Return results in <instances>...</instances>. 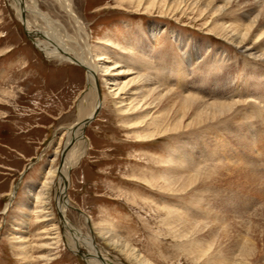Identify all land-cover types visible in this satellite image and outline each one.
I'll use <instances>...</instances> for the list:
<instances>
[{
	"label": "rangeland",
	"instance_id": "rangeland-1",
	"mask_svg": "<svg viewBox=\"0 0 264 264\" xmlns=\"http://www.w3.org/2000/svg\"><path fill=\"white\" fill-rule=\"evenodd\" d=\"M61 1L25 3L59 25V36L76 50L85 42L103 46L112 61L118 55L122 66L150 73L157 84L176 94L186 89L208 103L242 101L234 113L215 124L161 137L157 123L129 129L102 83L98 95L103 106L85 125V153L69 173L70 222L84 235H93L96 227L110 230L151 264H208L211 256L240 255L243 248L239 246L249 245L255 248L249 262L264 264V62L246 56L220 27L247 26L259 9L243 0L230 1L228 6L229 0H143L141 5L140 0H70L78 24ZM147 2L155 3L154 8ZM14 5L12 0H0V264H88L82 257L88 254L85 245L77 254L66 247L55 202L54 220L43 224L27 191L31 185H40L45 167H60L67 129L90 114L98 96L89 94L84 69L73 62L48 59L41 50L38 44L46 46L45 21L28 13L34 33L30 36ZM258 30L259 36L263 34L260 49L264 20ZM241 79L249 83L239 87ZM152 134L138 141V135ZM174 161L184 171L195 167L211 176L186 192H166L160 185L169 177ZM171 212L199 225L203 229L199 237L212 229L220 231L208 255L200 258L192 251L198 236H184L170 226ZM52 224L58 227V242L47 247L46 238L52 235L45 232ZM24 227L27 246L14 243L12 237ZM97 243L111 264H133Z\"/></svg>",
	"mask_w": 264,
	"mask_h": 264
},
{
	"label": "bare ground",
	"instance_id": "bare-ground-1",
	"mask_svg": "<svg viewBox=\"0 0 264 264\" xmlns=\"http://www.w3.org/2000/svg\"><path fill=\"white\" fill-rule=\"evenodd\" d=\"M12 1L15 4L14 8L17 11V16L27 28V31L30 36H32L33 31H30V24L27 20V14L30 13L34 17H40L45 21L47 28H46V32H43V33H46V46H42V44L41 45L38 44V45L41 47V50L45 52L46 57L48 59H54V60H58L61 62H73L74 64L79 65L87 73L88 85H89V90H90L89 94L94 95L95 97L97 96L99 97V99L97 97V100L95 98V104L93 105V109L91 110L90 114L67 129L68 137L64 145V148L62 150L63 153L61 155L60 167L54 168L51 165L48 167V169H46L45 167L43 171H41L43 174V177L40 180V185L38 186L31 185L27 191L28 201H30L31 203L35 201L36 214L38 215L41 223L43 224L50 223L54 220V214H53L54 208L52 206H53V201L55 202V209L57 210L58 214L62 218L60 225L63 226L64 233L66 236V247L69 248L70 251H73L77 254L79 252L82 253L81 244L85 245L88 251V254H83L82 257L84 258L85 262H87L88 264H111V262L108 261V259H106L100 253L97 241L101 242L104 246L114 251L115 253L123 255L127 261L133 264H151L148 260L142 257L141 254L137 252L135 248H133L130 244L122 242L120 241V239L117 238L118 236L116 237L112 235V232L110 230L108 229L104 230V229H100L96 227L95 233L93 235H84L80 230H78L70 222V220L67 217L66 206L68 205V201H69V198L67 196V191L71 183L70 182L71 176H69V173L77 165L78 160H79L78 158H80L85 153L84 148H85V145L87 144V140L84 135L85 125L88 123V121L91 122L93 121L94 118L98 116L99 110L101 106H103V101L100 95H98V89L101 88L102 83L105 87L109 89L111 93L110 97L114 104V107L117 110L118 115L124 118V123L126 124V126L128 125L129 129L149 128L151 125L157 123L160 128L159 133L161 137L166 136V135H175V134L188 132V131H192L196 129L198 130V129L205 128L211 124H215L219 122L222 118H225V116L230 115V113L233 112L234 109H236L235 107L238 104H240L242 101L238 100V102H234V103H230V102L221 103L219 101L217 103L216 102L208 103L210 100L206 102L202 100L200 97H197V95L195 96L193 94H187V93H192V92L191 91L189 92V90H186V89H184V91L181 90L182 92H179V93L180 94L182 93V94L180 95V94H176L177 91L175 92V90L173 89L169 88L170 90H168L166 88H162L161 85L157 84V82L152 78L153 76H151L150 73L148 74L146 71H143V72L138 71V70L135 71L137 68L136 67L133 68L132 65L131 67H129L130 65L128 66L126 64H125L126 66H122L124 62L121 61L120 59L118 60L119 58L118 55H115V57L112 58L113 59L112 61L110 55L103 52V48H102L103 46H91L87 42H85L86 44L83 46V48L82 46H79L80 50L78 48H77L78 50H76L75 47H74L75 49L72 48L73 46L72 47L69 46L64 40V37L61 38L59 36L60 33H59L58 28H60V26L56 25L53 21H51L50 17L48 18L47 15L40 12V10L29 9L25 3V0H12ZM58 1L60 2V0ZM163 1L165 2L167 0H163ZM210 1L213 2L215 0H210ZM230 1L234 2L235 0H229L227 2V6L228 4H230ZM245 1L246 0H243V3L248 4L251 7H254V6L257 7L259 9L258 14L253 19L250 20V23L247 26H243V25L241 26V25H236V24L235 26H231V27L220 26L221 32L223 35L226 36L227 39L235 43L234 45L236 46V48L242 49L246 53V56L250 58L255 56L254 59L256 61L264 62V45H262V47L260 46L261 48L258 49L259 37H261L263 34L259 36L257 33V31H259L258 26H261V21L264 20V0H247V2ZM62 3H63L62 6L65 7L69 15L72 16L75 22L79 24L78 19L72 12L70 0H64ZM142 3H143V0H140V5ZM148 4H149L148 5L149 8H152V9L154 8L155 3L152 4L149 2ZM155 6H158V5H155ZM166 6H167V3L164 5V7ZM155 31H159V30H157L156 28L152 32L154 33ZM155 34L156 33H154V36ZM254 37L256 38L255 42L252 43L251 45H248L247 44L248 40ZM106 42L110 43V41H105L104 44H106ZM148 52L149 50L147 51V53ZM110 61H112L111 64H110ZM147 62L148 61H146V63ZM143 69L145 70V68ZM181 69L183 70V68ZM167 75H169V73L165 74L164 77H166ZM183 75L185 74L183 73ZM239 82H238L239 87H240V84L243 85V83L244 84L249 83L248 80H244V79H241ZM254 83H258V82H254ZM185 86L186 85H184L183 88H185ZM178 87L180 88L181 85L178 84ZM233 119L235 123V118ZM225 128H227V126ZM222 130L223 129H221V131ZM212 133H215V132H212ZM151 137H154V135L152 134V135L145 136V137H143L142 135L137 136L138 141L143 140L144 138L146 139V138H151ZM217 150H216V153H217ZM181 160L182 159H180V161ZM195 161L196 160H194L193 162ZM54 162H55V159L51 160V164ZM169 162L171 163V161ZM177 165H176V162L173 163L169 177L167 178V180L165 181L163 185H160V188L162 190H165L166 192L167 191L181 192V193L186 192L190 187H193L194 185H197L209 179V177L211 176V174L209 173L207 174L206 171H203L204 173H200L197 171V169L193 170V168L195 167L189 166L190 168L184 171L182 169V166H179V165L177 166ZM184 167H187V166L184 165ZM211 169L218 171V169H214V168H211ZM187 172L188 173L195 172L196 174L191 177L184 176L183 173H187ZM254 174H256V172ZM261 193H264V192H261ZM12 196H14V193ZM7 207H9V205ZM201 208H203L202 205H201ZM207 215H209V213H207ZM168 216H169L168 223L170 224V226L174 225L175 227L174 229H177L181 231L182 233H184L185 234L184 236L189 235V237L191 238L195 236L199 237L200 233L203 231V229L199 225L191 224L188 219L183 221L179 217L173 215V212L169 213ZM52 225H53V228L49 229V231L47 230V233L45 232V234L47 235H52V237L48 236V238H46L48 240V242L46 243L47 247L51 245L56 246L58 242L59 236L56 233V231L58 230V227L55 226V224H52ZM24 229H27V228L24 227L22 230H19L18 233L15 232L16 235H19V236H14V235L12 236L13 240L15 241L14 243L17 244L18 242L19 243L21 242L20 244L21 246H27L24 244V241L27 239V237H25V233L27 234V230H24ZM219 232L220 231L218 229H212V230H209L207 236L199 237V239L196 241L192 240L191 242L195 241L196 243L195 247L194 246L191 247L192 251L195 250L196 255H199L200 258H203L206 255H208L209 251L212 248V245L214 244L215 246L219 238L218 236ZM15 239L16 240L18 239V241H16ZM239 248H243L240 255L238 253V255L230 254L228 256H225V255L219 256L218 254L221 253L219 252L220 251L219 250L217 253L219 257L211 256L208 258V260L206 259V261L208 264H251L249 261L252 260L254 256L253 255L255 252L254 246L249 245V246H245V248L239 246ZM235 253L236 251L233 254ZM25 258L27 259L28 255H26Z\"/></svg>",
	"mask_w": 264,
	"mask_h": 264
},
{
	"label": "water",
	"instance_id": "water-1",
	"mask_svg": "<svg viewBox=\"0 0 264 264\" xmlns=\"http://www.w3.org/2000/svg\"><path fill=\"white\" fill-rule=\"evenodd\" d=\"M29 168H30V166L28 167V169H29ZM28 169H26V170L24 171V174L26 173V171H27ZM15 190H17V188H16Z\"/></svg>",
	"mask_w": 264,
	"mask_h": 264
}]
</instances>
